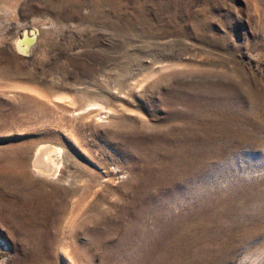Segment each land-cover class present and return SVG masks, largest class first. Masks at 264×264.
Here are the masks:
<instances>
[{"label": "rangeland", "instance_id": "obj_1", "mask_svg": "<svg viewBox=\"0 0 264 264\" xmlns=\"http://www.w3.org/2000/svg\"><path fill=\"white\" fill-rule=\"evenodd\" d=\"M0 264H264V0H0Z\"/></svg>", "mask_w": 264, "mask_h": 264}, {"label": "bare ground", "instance_id": "obj_2", "mask_svg": "<svg viewBox=\"0 0 264 264\" xmlns=\"http://www.w3.org/2000/svg\"><path fill=\"white\" fill-rule=\"evenodd\" d=\"M38 33H39V28L37 29V35H38ZM37 35H35L34 40H31V41H33L34 45L33 44L31 45V48H30V51H29V55L25 56V55L21 54L23 57H30V55L34 54L33 52L36 50V48L39 47L38 46L40 44V43H38L39 40H36ZM28 41L29 40H22V41L19 40V46L22 47L21 49H25V47H26V49L28 48V45L31 42V41L30 42H28ZM25 50H22V51H25ZM58 148H59L58 146H55V145H52V144H48V143H44V144H41L40 146L36 147L35 150L33 151V153L31 154L32 155V158H31V161H30L31 169L34 172H37V173H43V174H50V173L52 174V173H54V171L56 170V166L57 165L60 166V164L58 163L55 166V162H54L55 159L53 160L54 156L51 157V152L52 151H54V152L59 151ZM58 168H57V170H58ZM60 169H61V167H60ZM56 172L58 173V171H56ZM53 176H56V175L54 174ZM53 176H51V177H53Z\"/></svg>", "mask_w": 264, "mask_h": 264}, {"label": "water", "instance_id": "obj_3", "mask_svg": "<svg viewBox=\"0 0 264 264\" xmlns=\"http://www.w3.org/2000/svg\"><path fill=\"white\" fill-rule=\"evenodd\" d=\"M37 29H38V26L35 25V24H29V25H21L19 27H17L15 33L12 35L11 37V47L13 48V50H15L17 53H19L20 55L23 54V55H29V51H30V48H31V45L33 43V41L31 40H34L35 38V35H37ZM19 40H29L28 42L29 45H28V48L26 49H21L22 47L19 46ZM22 50H25V51H22Z\"/></svg>", "mask_w": 264, "mask_h": 264}]
</instances>
